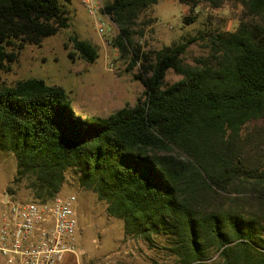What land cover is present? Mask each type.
Listing matches in <instances>:
<instances>
[{
  "label": "trees",
  "instance_id": "trees-1",
  "mask_svg": "<svg viewBox=\"0 0 264 264\" xmlns=\"http://www.w3.org/2000/svg\"><path fill=\"white\" fill-rule=\"evenodd\" d=\"M71 1L0 0V149L17 166L10 191L23 184L27 200H48L72 170L126 235L164 238L177 264H264V0H239L236 26L212 34L194 65L183 54L195 37L156 51L135 39L159 0H103L119 28L110 42L128 71L139 65L133 76L144 87L104 118L76 115L60 85L2 78L26 45L69 28ZM68 42L72 60L99 56L76 33ZM169 69L181 79L168 85Z\"/></svg>",
  "mask_w": 264,
  "mask_h": 264
},
{
  "label": "rangeland",
  "instance_id": "rangeland-1",
  "mask_svg": "<svg viewBox=\"0 0 264 264\" xmlns=\"http://www.w3.org/2000/svg\"><path fill=\"white\" fill-rule=\"evenodd\" d=\"M66 8L70 13L69 28L46 38L41 46L26 45L2 78L11 82L38 77L48 84L60 85L70 96L74 113L86 118H104L123 106L134 105L144 88L133 76L140 67L137 64L128 71L129 57H123L110 42L118 34V26L106 23L100 34L96 29L98 17L90 15L78 0H72ZM243 12L239 0H223L218 7L201 3L192 8L179 0H159L140 17L141 28L137 27L140 32L135 39L142 50L156 51L195 37L183 54L184 61L194 65L196 58L210 53L211 35L232 30ZM149 20L150 23L143 22ZM72 33L97 48L99 56L94 62L69 58L68 36ZM179 79L181 75L169 69L165 83L169 85ZM16 167L14 156L0 149V211L12 201L27 200L23 184L14 185L10 191ZM76 181L73 171L68 170L60 194L77 198V241L83 252L77 262L68 259L66 264H177L166 249L164 238L146 241L126 235L123 221L106 212V202L81 190ZM0 264H6L2 257Z\"/></svg>",
  "mask_w": 264,
  "mask_h": 264
},
{
  "label": "built area",
  "instance_id": "built-area-1",
  "mask_svg": "<svg viewBox=\"0 0 264 264\" xmlns=\"http://www.w3.org/2000/svg\"><path fill=\"white\" fill-rule=\"evenodd\" d=\"M78 1L90 15L98 17L96 29L100 34L106 23L114 24L103 9V0ZM76 207L75 195L60 193L45 201H12L0 211V257L6 264L77 262L83 250L77 241Z\"/></svg>",
  "mask_w": 264,
  "mask_h": 264
},
{
  "label": "water",
  "instance_id": "water-1",
  "mask_svg": "<svg viewBox=\"0 0 264 264\" xmlns=\"http://www.w3.org/2000/svg\"><path fill=\"white\" fill-rule=\"evenodd\" d=\"M7 195H8V194L6 193L5 196H7ZM6 201H7V200H5V202H6Z\"/></svg>",
  "mask_w": 264,
  "mask_h": 264
}]
</instances>
